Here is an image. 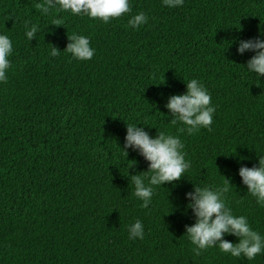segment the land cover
I'll return each instance as SVG.
<instances>
[{
  "label": "trees",
  "instance_id": "trees-1",
  "mask_svg": "<svg viewBox=\"0 0 264 264\" xmlns=\"http://www.w3.org/2000/svg\"><path fill=\"white\" fill-rule=\"evenodd\" d=\"M37 3L44 0H0V33L12 43L0 82V264H264V252L247 260L213 246L197 255L184 233L194 222L185 193L225 178L227 206L264 235V206L238 175L264 153V74L245 70L252 53L238 54L235 42L264 32V0L174 8L129 0L131 11L107 23L52 8L42 14ZM140 11L148 19L133 29L127 20ZM25 21L38 26L30 40ZM72 33L89 38L91 59L64 50ZM191 78L215 111L208 128L188 134L164 105ZM135 123L150 136L178 135L189 162L178 180L153 186L146 208L130 177L148 161L122 149L126 124ZM136 219L143 239L129 240Z\"/></svg>",
  "mask_w": 264,
  "mask_h": 264
},
{
  "label": "clouds",
  "instance_id": "clouds-1",
  "mask_svg": "<svg viewBox=\"0 0 264 264\" xmlns=\"http://www.w3.org/2000/svg\"><path fill=\"white\" fill-rule=\"evenodd\" d=\"M168 8L178 7L183 0H161ZM42 14L49 9L69 11L73 15H85L107 23L110 18L131 11L129 0H44L35 5ZM148 17L143 11L131 15L127 24L136 29L146 23ZM53 25H63L59 20H52ZM38 31L36 24H24V36L30 40ZM264 32L256 37L237 39L236 52L243 54L250 51V55L243 64L248 73L256 78L264 74ZM68 43L64 50L77 60H89L94 54L89 38L85 35L72 33L67 35ZM12 53V43L7 34L0 33V82L7 80L6 72L10 67L8 57ZM58 49L51 45L49 56H56ZM184 80V79H183ZM258 80V79H257ZM185 91L171 94L164 105L173 115L170 121L177 127V132L191 134L200 128H208L212 123L215 106L210 103V93L197 78L184 80ZM131 146L148 161V169L143 174L131 175L133 195L141 201L140 207L146 208L151 203L153 186H161L164 182L178 180L189 168L185 159L183 142L178 135L157 131L150 136L143 127L126 124L123 151ZM238 175L247 192L255 198L258 205L264 206V153L258 156L257 164L252 167L240 166ZM224 177V176H223ZM229 181L224 178L221 185H202L194 187L192 192L185 193L189 197L186 208H190L194 222L184 226V233L197 255L206 248L215 246L221 253L232 257H243L251 260L257 254L264 252V235L250 227L244 215H236L227 206L224 194L229 191ZM129 240L143 239L144 228L139 219L126 226ZM225 235H232L235 242L223 239Z\"/></svg>",
  "mask_w": 264,
  "mask_h": 264
}]
</instances>
